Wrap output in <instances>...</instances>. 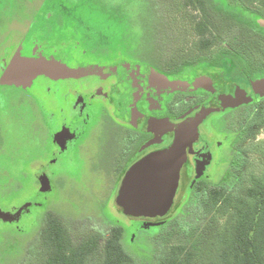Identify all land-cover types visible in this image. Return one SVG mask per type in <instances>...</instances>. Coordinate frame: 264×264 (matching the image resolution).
<instances>
[{
    "label": "flooded vegetation",
    "instance_id": "af4514ba",
    "mask_svg": "<svg viewBox=\"0 0 264 264\" xmlns=\"http://www.w3.org/2000/svg\"><path fill=\"white\" fill-rule=\"evenodd\" d=\"M194 1L195 7H190L194 10L193 30L198 37L194 50L181 46L160 63L152 59L150 46L147 58L145 55L109 58L71 38L60 24L38 23L37 19L11 40L6 34L0 43V100L6 85L23 92L8 106L12 107L17 120H22V114L29 115L38 141L30 155L15 157L0 152V157L6 161L3 167L0 165V175L7 176L5 182H0V191L8 188L4 187L8 175L15 172L17 182L8 189L37 186L41 200L36 201V206H48V191L63 179H70V171H73L113 175L110 189H115L114 201L126 170L145 155L168 147L174 138V132L168 128L189 121L195 115L202 118L198 123L201 144L191 143L193 152L182 166L177 207L160 225L180 214L184 205L199 193L209 196L211 189L224 188L219 184L222 179L231 177L240 141H251L245 135L249 132L244 129L247 117L264 105V95L257 94L251 84V80L262 79L264 75L250 73L247 66L249 61L264 69V0ZM14 56L53 59L79 75L52 78L39 74L27 87L2 82L1 77ZM70 60L74 63L70 64ZM237 61L241 65L236 66ZM69 80L60 86H51V83ZM230 82L243 87L251 100L214 109V103H219L226 95L225 84ZM133 87L140 91L137 89L130 100L124 93ZM122 103H129L137 118L153 124L142 125L129 119ZM1 108L0 104V114ZM210 117L213 120L208 121ZM207 121L209 133L215 139L212 143L200 136V126ZM109 128L115 129L112 136ZM103 137L110 141L112 148L101 157L98 143ZM210 170L221 171L222 176L213 180L206 174ZM42 180H46V186ZM108 201L104 198L102 206L106 211L102 206L100 211L111 224V230L112 221L117 223V219L110 214V208L114 210V207H110ZM31 207L28 211L23 209L21 214H29ZM46 210L47 207L36 222L43 221ZM117 212L130 217L120 208ZM145 229H136L134 234ZM123 235L125 238L127 233L124 231Z\"/></svg>",
    "mask_w": 264,
    "mask_h": 264
},
{
    "label": "rangeland",
    "instance_id": "374dc122",
    "mask_svg": "<svg viewBox=\"0 0 264 264\" xmlns=\"http://www.w3.org/2000/svg\"><path fill=\"white\" fill-rule=\"evenodd\" d=\"M7 1L2 0V4L9 6L8 11L14 12L11 14V18L9 17L10 19L6 17L8 11L6 13L2 12L0 43L4 40L6 34L9 36L7 39L11 40L21 30L26 29L29 24L39 18L38 15L45 3V0H17V3L16 0ZM173 2V9H170V12L164 3L163 8L155 7V17L152 19L154 22H151L150 17H148L151 13L150 9L148 10L149 14L142 13V17L144 14L147 15L144 19L135 12L132 15L129 14V17L125 15L126 20H131L132 28L136 26L135 24L142 23L139 28L143 33L140 32L141 35L133 30L134 35L137 36L124 41V36L129 37L131 28H128V23L118 22L112 27L113 30L110 31L111 27L107 28L105 31L106 38L96 39L90 34L88 44H106L107 46H101L98 49H105L109 52L124 49V54L128 56L124 54L120 56L127 59L128 57H140V55H145L146 58L149 57L150 46V51L153 54L152 59L157 63L162 62L164 57L178 51L181 46H185L188 50H194V45L198 40L193 30L196 19L194 10L185 7L184 0H173ZM5 6H0V10L1 7ZM53 14L54 9L46 7L42 16L49 19ZM140 37L144 39H142L141 44L136 46L138 50L133 51L134 41ZM116 40L120 41L117 49L110 44V41L114 42L113 44H118L115 42ZM126 43L133 45L132 52L128 53ZM149 43L151 44L149 45ZM120 46L124 48L122 49ZM101 52L107 57V52ZM108 55L110 56V54ZM69 63L73 64L74 62L70 60ZM70 81L51 83V86H60ZM1 92L0 152L15 157L30 155L33 146L38 141L37 130H34V125H32L28 114H22V120H17L14 111L11 110L12 107L8 106L15 103L18 95H23V92L8 85L4 86ZM22 111L27 113L25 109H22ZM210 118L208 121L213 120ZM208 121L200 126V136L207 143H212L215 139L209 133ZM109 131L112 136L115 129L109 128ZM250 132L252 133L249 135L251 138L249 143L245 139L240 141L238 153L234 157L238 165L236 166L235 162L231 167V177L226 180L222 179L219 184L234 193H238L244 188L250 174L259 175L264 169V127L251 129ZM250 143L252 145H249ZM98 148L99 155L104 157L110 152L112 145L110 141L103 137L98 143ZM5 164V158L0 157L1 167ZM206 174L212 177L213 180H218L222 176V172L217 170H210ZM69 175L70 179H63L60 184L48 191L47 200L49 204L46 211L63 222L75 242L81 241L91 234L97 235L99 237V249H101L104 241L109 236L111 224L102 216L100 209L104 198L109 199L108 205L114 207V210L110 208V214L113 219H117V223L124 228L125 233L131 234L136 229L146 228L140 230L134 239L131 237L132 234L130 238L128 234L126 236L128 242L123 240V244H125L134 259L133 264H158L159 260L167 255L170 246L177 244H186L198 254L200 253L199 246L201 247L207 243V237L223 222V216L217 213L216 208H213L208 194L202 192L185 204L181 213L172 220L161 227L153 226L143 220L127 218L122 213L117 212L119 206L115 200L113 201L115 189H110L113 175H87L73 171H70ZM15 176L17 177V174L11 172L4 187L10 188L14 185V182H17ZM6 180L7 176L0 175V182ZM32 187L31 185L21 190L6 188L0 191V212L11 215L19 213V216L13 218L0 217V264H28L35 259H39V231L42 228L43 221L36 222L35 219L38 215H32V213H41V210L36 206V201H40L41 196L38 193L37 186ZM183 203L184 201L179 205L176 212H179ZM177 204L173 205L169 214L174 211ZM29 207H31L29 214H21L23 209L28 211ZM102 207L103 211H106L105 206ZM35 223L38 225L34 226ZM88 264H101V255L97 253L91 257Z\"/></svg>",
    "mask_w": 264,
    "mask_h": 264
},
{
    "label": "trees",
    "instance_id": "16d2710c",
    "mask_svg": "<svg viewBox=\"0 0 264 264\" xmlns=\"http://www.w3.org/2000/svg\"><path fill=\"white\" fill-rule=\"evenodd\" d=\"M200 2L202 3L203 0ZM163 3L166 4L169 12L170 9H173V0H45L37 21L38 23L60 24L62 28L68 31L71 38L81 41L87 46V49L97 52L105 51L109 58L123 57L120 56L125 53L123 46H120L123 49L120 51L100 50L98 48L107 45H89V35H93L96 39L106 38L105 31L107 28L111 27V31L113 30L112 27L120 22L128 23V28H131L129 37L124 36L123 38L124 41L130 40L131 37L137 36L134 35L133 30L141 35L142 31L139 28L142 23H137L132 28L131 20H126L125 15L129 17V14L132 15L135 12L144 19L147 15L144 14L142 17V13L147 14L150 9L151 13H148V17H150L151 22H154L152 20L155 17L154 9L157 6L163 8ZM0 6H5L2 4V0H0ZM184 6L195 7V1L184 0ZM8 7H1L0 20L3 18L2 12L6 13ZM46 7L54 9V14L49 19L42 16ZM13 12L8 11L6 17L10 19ZM142 39L140 37L134 41V49L133 45L126 43L128 53L132 52V49L134 51L136 46L142 43ZM139 40H141L140 43H138ZM115 42L118 44H113L112 41L110 44L117 49L120 41L116 40ZM123 44L125 45V42ZM235 64L236 66L241 65L239 61ZM247 66L250 73L264 75V69L256 67L249 61ZM262 80L264 78L251 80L254 90L256 82ZM225 85L226 90H230V88L243 89L240 85L232 82ZM256 93L259 94L257 91ZM255 126L264 127L263 104L258 106L251 116L247 117V123L244 126V129L249 131L245 134L247 137L252 133L250 130L254 129ZM247 181V184L238 193L228 191L225 188L210 190L211 205L216 208L217 213L223 216V222L207 237V243L199 246L200 253L197 254L194 249L186 244L171 245L167 255L161 258L158 264H264V169L259 175L250 174ZM46 207L47 204H43L38 206V209L42 212ZM39 214L35 212L33 215ZM112 223L109 236L104 241L102 248L99 249V237L97 235L91 234L87 238L75 242L63 222L47 212L43 217V225L39 231V259L37 258L38 260L35 259L28 264H88L90 258L97 253L101 255V264H133L134 259L123 244V240L128 242L126 236L129 233L123 238V227L116 221H112ZM134 233L132 232V236L129 234L128 237L131 236L134 239L136 236Z\"/></svg>",
    "mask_w": 264,
    "mask_h": 264
},
{
    "label": "water",
    "instance_id": "95a60500",
    "mask_svg": "<svg viewBox=\"0 0 264 264\" xmlns=\"http://www.w3.org/2000/svg\"><path fill=\"white\" fill-rule=\"evenodd\" d=\"M39 74H46L52 78L79 75L76 70L59 65L53 59L31 60L14 56L7 65L1 81L27 87ZM137 89L138 87H133L130 90H125L124 95L130 97L131 100ZM255 90L260 95H264V80L256 82ZM225 91L226 95L222 100L219 103H214V109L235 106L251 100V97L243 89L230 88ZM122 104L125 106L123 111L129 119L142 125L153 124L148 120L137 118L134 111L130 109L129 103ZM201 119L195 115L189 121L170 126L168 129L174 132L172 143L164 149L145 155L126 170L115 199L124 214L146 219V221L155 220L154 222L150 220L148 222L150 225L163 223V219L176 203L182 166L188 155L193 152L191 143H195L196 146L201 144L198 134V123ZM42 184L46 186V180H42ZM17 216L19 213L11 215L0 212V217L13 218Z\"/></svg>",
    "mask_w": 264,
    "mask_h": 264
}]
</instances>
